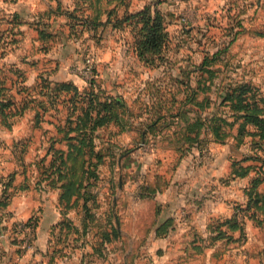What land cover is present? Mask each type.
<instances>
[{
  "label": "crops",
  "instance_id": "1",
  "mask_svg": "<svg viewBox=\"0 0 264 264\" xmlns=\"http://www.w3.org/2000/svg\"><path fill=\"white\" fill-rule=\"evenodd\" d=\"M140 2L139 5L129 3V10L143 8L148 0ZM180 2L178 0L177 4ZM13 4L15 7L4 14L9 18L18 15L22 25L8 30L10 25L6 24L0 29V32L3 30L0 33V55L5 51L4 57L0 58V69L4 70L0 72V78L6 85L17 81L15 70L21 66L22 54L26 55L24 46L30 48L31 44L33 47V40L37 43V54L34 58L28 55V71L24 70H27L24 65L23 70L26 85L36 90L28 99L31 101H28V106L21 109V104L27 99L14 91L18 82L15 83L11 93L17 106L8 110L14 118L9 126L0 118V264H127L131 258L130 251L117 255L112 247L113 240H103L99 233L98 239L112 248L105 256L96 253L95 243L86 241V238L80 241L77 229L80 230L84 222V219L80 221V213L81 216L86 213L85 202L69 212L68 206L57 199L61 192L59 188H37V165L43 164L37 157L27 159L2 153L6 132L13 138L9 146L68 148L69 140L64 132L68 131L69 124L64 117L81 115L87 109H73L71 101H86L82 96L70 100L71 93H65L52 106L49 98L55 83L72 82L79 94L89 86L71 70L73 65L80 64V45H85V42H92V48L99 53L97 78L92 85L93 103L108 101L116 104L115 114L108 115V120L97 126L93 141L96 148L111 152L103 158V163L109 166L102 167L101 179L109 177V182L108 186L98 188L100 195L106 197L111 193V180L117 174L111 164L117 154L121 176L124 173L123 194L130 200L134 199L138 185L150 186L156 193L159 215L156 223L148 225L159 229L160 235L156 239L164 249L161 256H156L158 263L173 260V264H199V259H202L203 264H213L214 258L219 257L221 264H242V260L245 263L244 258L251 260V264H264V220L250 219L246 222L243 232L246 230L248 240L243 247L242 228H237L230 221L235 215L242 224V211L234 209V206L242 204V175H238L242 172V162L238 163L242 160V141L232 135L237 128L226 139L216 140L206 123L202 127L205 132L202 136L207 140L199 145L188 141L189 137L195 136L189 127L196 121L197 109L195 105L184 108L182 97L174 91L175 84L180 86L183 79L178 77L175 81V77L170 79L166 76L167 65L155 71L166 69L163 75L150 76V68L137 55L131 28L127 23L123 29L115 27L114 24L124 17L127 7L120 8L117 3L111 7L103 4L98 11H86L80 23V8L90 4L85 0H17ZM92 4L97 8L98 3ZM163 12L168 18L169 13ZM169 19L176 21L174 15ZM13 37L16 45H5L4 40L10 41ZM107 41L109 45L106 47L103 43ZM39 58L45 60L39 61ZM41 76L44 83L49 82L50 89H42L41 85L38 88ZM236 82L242 83L240 79ZM163 88L167 91H162ZM92 113L95 115L96 111L92 109ZM52 116L59 118L57 121L52 119L56 123L46 139L37 132L42 128L46 131L49 127L47 117ZM140 146L152 147L150 157L159 164V168L142 169L139 173L138 168H133L127 175L124 165L138 160L133 155ZM128 148L132 150L120 153ZM254 176L258 177L256 173L252 177L247 175L246 178H250L244 190H249ZM127 180L134 187L126 186ZM258 190L264 194V180ZM4 195L9 196L5 202L2 201ZM99 204L94 208L98 220L93 223L98 232L101 223H107L103 216L106 217L111 210L116 213L114 203L112 209L110 204ZM253 210L257 212L260 209ZM78 212L79 215L76 214ZM32 217L37 220V227L34 238L27 245L26 234L19 229V224L27 223ZM148 225L142 222L141 226L145 228ZM217 229L224 230L221 237L216 236ZM121 231L125 239L126 234L123 229ZM218 246L220 252L216 253Z\"/></svg>",
  "mask_w": 264,
  "mask_h": 264
},
{
  "label": "rangeland",
  "instance_id": "2",
  "mask_svg": "<svg viewBox=\"0 0 264 264\" xmlns=\"http://www.w3.org/2000/svg\"><path fill=\"white\" fill-rule=\"evenodd\" d=\"M16 1L17 0H0V29L6 27V24H8L1 20L9 18L8 16L3 18L6 15L4 12H8L12 6L15 7L13 3ZM80 1L84 2V0ZM85 1L90 2V4L88 7L86 6V8H80V23L81 20H83V15L86 14V11H98V9L103 7V4H105L106 7H111L112 4L114 5L117 3L116 5L119 7H127L124 15L139 12L144 9L146 5L157 7L158 9L169 13L168 18H166V14L164 13L166 18V28L169 33V40L165 51V61H161V65L159 64L158 66L146 65L150 68V70H148L150 76L163 75L166 69L164 71L159 70V72L155 71L158 70L157 68H160L161 66L166 67L167 65L168 71L166 76H169L170 79L175 77V81L176 78L181 77L183 81L186 80L189 83H183L182 81L180 86H178V83L175 84L174 91L182 97L181 103L184 104V108L189 107V105L194 107L195 105L198 114H202L203 111L209 113H211V111H218V113H225L224 115L227 116L228 120L233 121L234 117L230 115H232L234 111L231 110L227 104H220L219 94L222 91L223 86L233 88L240 85L241 82H236L237 79H240L242 84H247L251 87V90L247 95H252L257 92L260 97H264V0H179L181 1L180 4H177L178 0H148L143 8L133 11L129 10L130 4L139 5L141 0ZM92 2L98 3L97 8L96 4L93 5ZM116 8L113 10L116 11ZM108 10L109 8H107V11ZM172 15H174V18L176 19L174 22L169 19L172 18ZM114 25L119 29H123L125 26L124 21L116 22ZM20 26L18 28H20ZM128 27L131 28L129 25ZM130 32L133 41L135 42V33L132 29ZM28 40L29 37L27 41ZM87 40L88 39H86V41ZM31 43L34 44L33 47H31V44L30 48L24 46V49H26L27 52L25 53L26 55L22 54L20 59L21 66L20 68L18 67L16 78L18 84L15 86L16 90H14V86L12 89L19 94H23V97H25L24 99H27L26 101H29L28 99L33 95L32 92L36 90L34 87L26 85L27 79L24 72V70L26 72L28 71L29 63H26L28 55H32V58H34V55L37 54V43L33 40ZM103 45L107 47L109 45L108 41L104 42ZM98 54L97 49L94 50L92 48V42H85V45H80V64L73 65L71 70L74 74H77L80 79H83L85 83H88L87 85L89 86L82 89V93H80V96H82L86 102L84 103L82 100L71 101L72 103L70 107L73 109L78 108L84 110L89 106L87 99L94 96L92 89L93 83L91 85L90 81L97 78L96 61ZM88 59H91L92 61L93 70L91 74L85 75L82 70ZM44 60L45 58H41L39 61ZM23 65L27 70L23 68ZM79 66L80 72L76 69ZM42 80L43 77L41 76L38 88H40V85L42 89L48 88L50 86L49 82L44 83ZM11 85H13V83H11ZM56 85L57 83L52 87L54 88ZM161 90L167 91L164 88ZM11 94L12 93L10 92L8 95ZM190 95H193V99L189 102L187 98ZM196 101L203 105H197ZM23 104L24 103L21 104L22 107ZM51 104L54 106L56 102ZM206 104L208 105L205 106ZM13 106H17V104L14 103L11 107ZM52 117L53 118L47 117V120L49 121V124L47 125H49V127L46 131L45 128L40 129L41 133L38 131V135L40 134L42 137L48 139L49 132L54 128L53 126L56 123L55 121H57L56 119L59 118V116ZM66 117H64L65 121H70L71 125L73 124L74 127L79 123L77 115H69V117ZM13 118L14 117L12 116L11 119ZM47 125L44 126L47 127ZM73 126L67 127V129H72ZM234 128H237V124L234 125ZM71 133L72 135L78 134L77 131H71ZM9 136L10 134L6 132L5 139L3 140L5 143V146L2 148L3 155L27 159L37 157L36 159L43 163L37 165V188L39 190H46L47 187H49V189L59 188L61 194L63 192V184L65 185L69 181L74 180L76 181L77 186L80 182V188L78 189H81V191L79 190V194H74L71 197L72 200L70 203L74 202V205L70 206V203L65 204L67 203L65 202L66 200H62L63 205H69L67 208L70 212L78 207L79 204L82 205L85 201V197H88L87 206L90 208V211L84 213L83 216H81L80 213V221L81 219H84V222L80 225V230L77 229V232H80V241L86 238V241L93 242V244L95 243L94 248L96 253L105 256V253H109V250L112 248L109 249L100 238L98 239V233L101 238H103L104 233H110L112 235L113 227L116 226L120 229L119 226L121 225V229H123V232L126 234L125 239H123V233L120 229V236L112 241V247L117 255L130 251L131 258L127 261V264H173V260L168 261V263L166 260L160 261L161 263L157 262L156 256H161L160 252L164 248L156 239L158 235H160L159 229L148 225V223H156L159 215V203L156 201V193H153L154 189L150 187L148 190L150 193H148L146 185L142 187L138 185L136 188L137 196L132 200L128 199V195H124L122 191L124 173H122L121 176V171L117 164L118 155L116 153V158L113 160L111 167L115 168L117 174H115L113 180H111V193L104 197L100 195L98 188L108 186L109 177L101 179L100 171L103 166H109L103 163V158L108 156V154L111 155L109 149L96 147L94 149L85 148L86 152L80 154L79 157L74 159L78 160L77 162H71L69 159V164L64 165L59 158L57 163L53 164L54 160L58 157V154H55V151L60 149L66 153L68 149L53 146L46 148L41 147L40 149H28L17 145L9 146V143H12L11 141H13V138ZM25 138L28 139V136ZM41 139L44 142V138ZM254 140L255 138L252 136H246L244 140H242V160H244L242 161V166H256L254 170H250L251 177L254 173H256V175L259 174L262 177L264 176V143H262L263 146L257 147L258 145L254 143ZM151 148L152 147L148 146H140V148L135 149L136 152L133 156L138 160L125 163L124 167L126 168L127 175H130L129 172L133 168H138V173L139 171H142V169L148 171L151 168H159V164L150 157L152 151ZM131 150L132 148L124 149L120 153ZM91 152L95 153L91 154ZM98 153L101 155L100 157H102L100 160H98ZM55 155L57 156L56 158H54ZM251 156L256 159L252 160L247 158ZM72 163L75 164L72 166ZM140 163L143 165L140 166ZM246 177L247 176L242 177V204L234 206V209L242 211L243 227L250 219L257 220L258 222L264 220V212L262 210L254 212L253 209L247 208L249 198L248 200L246 199L248 194L246 193V189L244 190V187L247 188L246 185L250 177ZM127 185L129 188L134 187V184H129L128 180L126 181V186ZM60 194L59 197H57L59 201H61ZM2 199V201L5 202L9 199V196L4 195ZM99 203L110 204L111 209L113 208L114 203L116 213H113L111 210L106 217L103 216V219H106L107 223H101L98 232V229L93 226V223L98 220L94 208H97L100 205ZM76 214L79 215V212ZM257 216L263 217V219ZM232 219H236L235 215ZM142 222L146 223L148 227H142ZM217 231L218 234H216V236L221 234V229H217ZM247 240L245 230L242 232V247L247 244ZM213 246L215 247L216 245L214 244ZM219 248L220 247L218 246L215 251L216 253L220 252ZM140 256H142V259ZM244 260L245 263L247 262L246 264H251V260H247V258H244ZM198 263L203 264V260L199 259ZM245 263H243L242 260V264ZM174 264L178 263L175 262ZM213 264H221L220 258H214Z\"/></svg>",
  "mask_w": 264,
  "mask_h": 264
},
{
  "label": "trees",
  "instance_id": "3",
  "mask_svg": "<svg viewBox=\"0 0 264 264\" xmlns=\"http://www.w3.org/2000/svg\"><path fill=\"white\" fill-rule=\"evenodd\" d=\"M6 16L7 15H5L3 18H6ZM1 20L5 21V23L7 22L10 25L8 27V30L15 29L16 27H19L20 24H22V21L16 14L13 15L11 18ZM121 21L127 23L131 27L132 31L135 33L134 44L140 60L147 65H161V61H165L164 58L166 45L169 40V33L166 28V18L164 12L158 9L157 7L146 5L145 8L140 10L139 12L124 15ZM2 31L0 33H2ZM6 31L7 30H5L4 32ZM10 41L4 40L5 45L9 46L11 45V43L15 44V37H13ZM4 55L5 51L1 53L0 58H3ZM3 71L4 70L0 69V72ZM15 72L17 74L18 69H16ZM93 81L94 79L90 81L91 85ZM17 82L18 81L14 82L13 85L9 86L5 84V81H3L2 78H0V118H2V120L8 126L10 125V120L13 116H11L8 110H12L13 107L11 106L14 103L16 104L13 99L14 95L8 94L11 92L13 86ZM228 87L223 86V89L219 94L220 104H227L231 108V110L234 111V113L230 115L234 117V120L229 121L227 116L224 115L225 113H218V111H211V113L203 111L202 114L197 113L196 121H194V124L189 127V131L195 132V136L189 137L188 141L196 142V144L198 143V145L201 144V141H206V136H202V134H205V132H203L202 127L206 123V125L210 129L211 134L216 140L226 139L230 132H233L232 130L234 129V125L238 124L237 132L235 134L232 133V135H234L238 139V141L241 142L246 136H252L253 138H255L254 143L258 145L257 147L263 146L262 143H264V97H260L257 92L252 95H247V93L251 90V87L247 84L241 83L237 87ZM50 88L51 87H49V89ZM65 93H71L70 100L74 99V97L80 96L77 86H75L72 82L57 83L54 88H51V95L49 98L50 104L55 103L59 100V98L61 99V96ZM91 98L94 99V96H91L89 98V106L87 107V109L81 115L80 113L77 115L79 123L75 127L73 126L72 129L68 128V131L64 132V136L66 137V139L69 140V145L67 148L68 150L66 151V153L65 151L60 149L56 150L55 154L57 153L58 157L55 155L54 158H57L56 160H54L53 164H56L59 158L64 165L69 164V159L71 162H77L78 160L74 159L79 157L80 154H84L86 152L85 148L94 149L95 146L93 141L97 126L103 124L106 120H108V115L112 114L113 116V114H115L114 109L116 108V104H113L112 102L109 103L108 101H97L93 103V100ZM187 99L190 102L193 99V95H190ZM28 103V101H25L23 107L21 106V109L26 108L28 106ZM196 104L199 106L203 105L202 103H198L197 101ZM207 105L208 104H206L205 106ZM92 109L96 111L95 115L92 113ZM19 111L20 107L19 109H17V112ZM103 111H105L104 115H102ZM68 124L69 125H67V127L72 126L70 121L68 122ZM71 131H77L78 134L71 135ZM93 153L95 152H91V154ZM100 156L101 155L98 156V160L102 159V157ZM247 158L252 160L256 159L252 156ZM242 161L244 160H240L238 161V163H241ZM74 164L75 163H72L71 165L73 166ZM255 168L256 166L254 165H247L246 167L242 166V172H240V174L238 175H242V177H245L250 174L252 169L254 170ZM263 180L264 176L261 177V175L258 174V177H255L252 180V184L248 188L249 190H246L249 198L247 204L248 209L257 208L264 212V194L260 193V191L258 190V186L261 182H263ZM62 187L63 192L61 193V201L63 199L66 200V204H69L71 202V197L74 194H79L78 191H81V189H78L80 188V182L76 186V181L74 180L69 181L65 185L63 184ZM149 189L150 186L146 187L148 193H150L148 191ZM87 200L88 197H85L84 206L86 208V212L89 211V208L87 207ZM73 205L74 202L70 203V206ZM67 206L69 207V205ZM230 221H233V224L237 225V228L241 227L243 232V225L239 221H237L236 219H231ZM222 232H224V230L221 229V234L217 235V237H221L223 235ZM119 236V230L116 226H114L112 229V235L110 233H104L103 240L112 241L114 239L119 238Z\"/></svg>",
  "mask_w": 264,
  "mask_h": 264
},
{
  "label": "built area",
  "instance_id": "4",
  "mask_svg": "<svg viewBox=\"0 0 264 264\" xmlns=\"http://www.w3.org/2000/svg\"><path fill=\"white\" fill-rule=\"evenodd\" d=\"M80 72V66L76 68ZM93 70L92 61L91 59L87 60V63L84 67L83 74L89 75L91 74ZM37 227V220L35 218H31L27 223L25 224H19V229L26 234V244L29 245V241H31L34 238L35 231Z\"/></svg>",
  "mask_w": 264,
  "mask_h": 264
}]
</instances>
